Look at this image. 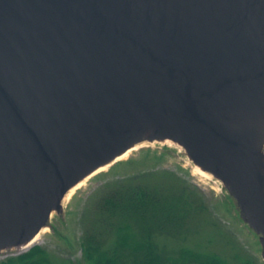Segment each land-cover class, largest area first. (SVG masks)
I'll return each instance as SVG.
<instances>
[{
	"label": "water",
	"instance_id": "water-1",
	"mask_svg": "<svg viewBox=\"0 0 264 264\" xmlns=\"http://www.w3.org/2000/svg\"><path fill=\"white\" fill-rule=\"evenodd\" d=\"M153 145L218 184L264 264V0H0V254Z\"/></svg>",
	"mask_w": 264,
	"mask_h": 264
},
{
	"label": "rangeland",
	"instance_id": "rangeland-1",
	"mask_svg": "<svg viewBox=\"0 0 264 264\" xmlns=\"http://www.w3.org/2000/svg\"><path fill=\"white\" fill-rule=\"evenodd\" d=\"M161 147L140 149L87 181L70 200L65 220L54 221L55 231L47 230L35 246L47 252L52 264H85L82 239L98 217L97 207L102 199L119 186L140 185L152 189L173 188L177 194H183L181 197L194 202L178 232L164 231L157 238L159 246L170 255L186 248L217 255L228 264L246 261L263 264L257 243L238 222L218 184L196 174L177 152L162 153ZM110 237L106 235L104 239ZM27 251L0 254V261Z\"/></svg>",
	"mask_w": 264,
	"mask_h": 264
},
{
	"label": "trees",
	"instance_id": "trees-1",
	"mask_svg": "<svg viewBox=\"0 0 264 264\" xmlns=\"http://www.w3.org/2000/svg\"><path fill=\"white\" fill-rule=\"evenodd\" d=\"M177 193L173 188L140 185L113 189L102 199L97 207L98 217L84 233L81 248L85 264H228L217 255L186 248L172 256L159 246L158 236L164 231L178 232L194 207L190 198ZM106 235L111 237L105 240ZM0 264H52V261L43 248L33 246L23 254L1 260Z\"/></svg>",
	"mask_w": 264,
	"mask_h": 264
},
{
	"label": "bare ground",
	"instance_id": "bare-ground-1",
	"mask_svg": "<svg viewBox=\"0 0 264 264\" xmlns=\"http://www.w3.org/2000/svg\"><path fill=\"white\" fill-rule=\"evenodd\" d=\"M131 152L132 151H129V152H127L121 159H122V161L123 160H125L126 158H128L130 155H131ZM83 186V183H80L79 185H77L75 188H73L69 193H68V195L66 196V200H68V199H70V198H72L73 197V195L81 188ZM45 233V230L42 232V233H40L34 240H33V242L31 243V244H29V246L30 245H32V244H35V243H37V242H39V240H40V237L43 235ZM28 246V247H29Z\"/></svg>",
	"mask_w": 264,
	"mask_h": 264
}]
</instances>
